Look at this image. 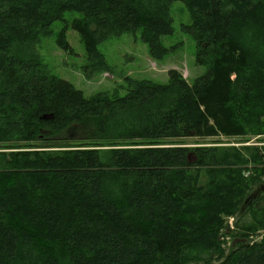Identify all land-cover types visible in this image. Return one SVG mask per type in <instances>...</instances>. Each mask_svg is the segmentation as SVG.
<instances>
[{
    "label": "trees",
    "instance_id": "obj_1",
    "mask_svg": "<svg viewBox=\"0 0 264 264\" xmlns=\"http://www.w3.org/2000/svg\"><path fill=\"white\" fill-rule=\"evenodd\" d=\"M176 1L208 67L191 83L170 69L86 97L34 52L77 12L90 71H109L98 46L125 32L160 60ZM261 231L264 0H0V264H264V234L245 239Z\"/></svg>",
    "mask_w": 264,
    "mask_h": 264
},
{
    "label": "rangeland",
    "instance_id": "obj_2",
    "mask_svg": "<svg viewBox=\"0 0 264 264\" xmlns=\"http://www.w3.org/2000/svg\"><path fill=\"white\" fill-rule=\"evenodd\" d=\"M169 14L173 32L169 36L161 37L160 42L164 47L173 49L160 60L149 56L148 46L140 39L139 33L133 35L125 32L108 37L98 46L109 71H90L83 44L71 28L72 20L80 17L77 12H65L61 21L52 24L50 34L41 37L33 49L48 73L69 82L86 97L102 92L123 96L126 78L165 84L168 82L167 71L170 69L178 70L187 82L191 83L196 77L206 74L208 67L196 63L195 41L183 31V27L190 24V17L184 5L181 2H173ZM61 32L71 51L58 47L56 41ZM220 140L235 146L258 145L253 137L244 144H237L238 141L225 138ZM195 141V138H190L187 143ZM224 223L228 228L225 235L220 237V246L224 254H228L233 244L232 234L236 232L237 217H225ZM263 234L264 231H261L245 239L252 243L260 240Z\"/></svg>",
    "mask_w": 264,
    "mask_h": 264
},
{
    "label": "water",
    "instance_id": "obj_3",
    "mask_svg": "<svg viewBox=\"0 0 264 264\" xmlns=\"http://www.w3.org/2000/svg\"><path fill=\"white\" fill-rule=\"evenodd\" d=\"M42 119H45V117H42ZM246 203V202H245ZM243 209V208H242Z\"/></svg>",
    "mask_w": 264,
    "mask_h": 264
}]
</instances>
